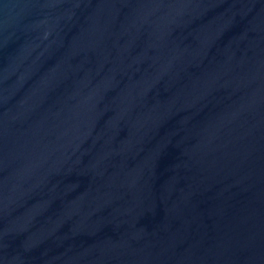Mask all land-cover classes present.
Returning <instances> with one entry per match:
<instances>
[{"label": "water", "instance_id": "95a60500", "mask_svg": "<svg viewBox=\"0 0 264 264\" xmlns=\"http://www.w3.org/2000/svg\"><path fill=\"white\" fill-rule=\"evenodd\" d=\"M0 264H264V0H0Z\"/></svg>", "mask_w": 264, "mask_h": 264}]
</instances>
